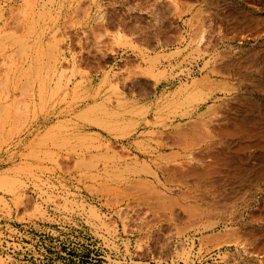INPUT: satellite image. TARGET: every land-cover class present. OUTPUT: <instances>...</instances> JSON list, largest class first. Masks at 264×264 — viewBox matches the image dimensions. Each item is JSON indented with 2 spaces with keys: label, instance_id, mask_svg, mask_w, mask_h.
<instances>
[{
  "label": "rangeland",
  "instance_id": "1",
  "mask_svg": "<svg viewBox=\"0 0 264 264\" xmlns=\"http://www.w3.org/2000/svg\"><path fill=\"white\" fill-rule=\"evenodd\" d=\"M262 145L264 0H0V264H264Z\"/></svg>",
  "mask_w": 264,
  "mask_h": 264
},
{
  "label": "bare ground",
  "instance_id": "2",
  "mask_svg": "<svg viewBox=\"0 0 264 264\" xmlns=\"http://www.w3.org/2000/svg\"><path fill=\"white\" fill-rule=\"evenodd\" d=\"M2 119H4V118H2ZM3 121H5V120H3ZM242 123H243V120H242ZM243 125H242V128H245V127H243ZM252 126L254 127V125H252ZM237 127L239 128L240 126H237ZM238 130L241 131L242 129L239 128ZM253 131H255V130H252L251 128H249V129H246V130L243 129L242 132H244V133H239L238 132L240 135L237 133L239 135V137H238L239 138V143H238V147H237L238 149L234 153L232 152V155H234L237 158V159L236 158L235 159L238 160V162L241 165L244 164V161L247 158L246 149H248L249 147H254L255 145H257V143H258L257 141L262 138V137L260 138V136H257V133H258L257 131H256L257 133L256 132L252 133ZM260 141L262 142V140H260ZM213 143H212V139H210L208 144H207V147H206L207 148V153L214 154L215 157H220V158H222L224 160L227 159L228 155H230L231 153L229 154L228 150H227L228 152L226 150L224 151L225 147L223 146V143H221V144L219 143L218 146H214ZM259 144H260V142H259ZM259 146L261 147V145H259Z\"/></svg>",
  "mask_w": 264,
  "mask_h": 264
},
{
  "label": "crops",
  "instance_id": "3",
  "mask_svg": "<svg viewBox=\"0 0 264 264\" xmlns=\"http://www.w3.org/2000/svg\"><path fill=\"white\" fill-rule=\"evenodd\" d=\"M159 31H157L156 32V29H155V32L154 33H152L153 34V45H150V44H148V43H145V39H144V42L143 43H140V47L141 48H139V49H142V50H149V51H158L159 50V47H160V39H158V37H160V34H161V32L160 33H158ZM156 38H157V40H156ZM140 61V60H139ZM138 61V62H139ZM139 64L141 65L142 64V62H139ZM141 70H143V72H144V70L145 71H147L148 70V72H151V71H153V73H155L156 74V70L154 69V70H151L150 68H146V65L144 64V65H141ZM139 80H142L143 81V83H149V84H154V80L151 78V77H149V76H146V75H143V76H140L139 77ZM162 83V81L161 82H159V84H161ZM179 83H180V81H179Z\"/></svg>",
  "mask_w": 264,
  "mask_h": 264
}]
</instances>
